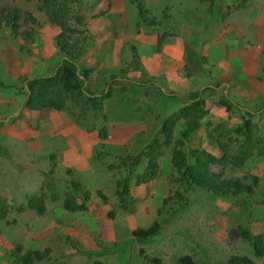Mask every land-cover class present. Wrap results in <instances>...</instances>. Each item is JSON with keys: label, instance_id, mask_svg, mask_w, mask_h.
<instances>
[{"label": "rangeland", "instance_id": "374dc122", "mask_svg": "<svg viewBox=\"0 0 264 264\" xmlns=\"http://www.w3.org/2000/svg\"><path fill=\"white\" fill-rule=\"evenodd\" d=\"M81 1L80 8L86 7L89 12V15L81 17V25L87 31V36L89 32L85 26L99 16L98 11L93 10L102 0ZM132 1L133 5L120 0L123 12L115 14L113 20L117 30L111 29L104 35L115 31L117 35L129 39L138 31L137 2ZM140 1L146 11L142 22L147 30L152 31L144 35H165L160 50L164 55H153L158 57L159 65L155 66L149 59V49L144 51L145 55H140V68L152 79L151 83L162 86L164 94L185 96L200 88L215 87L213 92L203 94L204 108L208 113L192 134L188 147L204 150L214 156L221 155V151H224L223 141L232 136L224 131L227 133L225 138L215 147L209 143L207 134L221 124L228 131L239 123V119L227 118L224 109L213 104L217 97L227 95L235 103H243L256 110L264 106V0H212L211 3L198 0ZM8 6H15L20 11L19 31L31 30L38 38H43L44 31L50 36L47 23L38 12L37 0H0V8ZM79 9L72 10L71 15H82L84 11ZM26 14L33 15L36 24L23 23ZM21 43L20 37H12L7 29L0 31V55H4L6 62L10 61L6 55H17L16 59L24 58V55L31 59L29 55L39 58L37 55L40 56L42 44L37 47L34 43L36 50L31 48V54H28L25 48L33 45L26 41L20 50ZM116 48L113 50L119 58L118 67L124 68L130 61L131 44H121ZM8 49L15 50V53ZM89 49L90 44L85 47V50ZM51 55H56L55 62L59 61L55 48ZM177 57L178 60L167 64ZM16 59L11 67L9 63H4V68L0 64L1 82L8 84L22 76L11 72L10 75L16 77L12 80L7 77L8 72L17 68ZM185 65L191 69L192 76L186 77L188 69H185ZM48 67L51 68V61ZM116 69L106 67L95 75L103 82L101 91H105L109 82L114 81L111 97L103 101V121L92 122L88 114L77 125L73 118L69 119L63 113L68 121L63 128L72 133H81L86 139L85 162L77 167L64 165L59 157L60 146L57 144L63 139L62 134L54 137L55 132L51 134L50 131L51 136H48L36 128L32 118L25 120L20 116L13 120L12 116H7L9 107L3 100L16 94V105L20 106L11 115L18 114L21 112L23 93L22 90L17 93L10 87H0V198L11 206L7 217L0 222V264H12L10 253L14 245H20L22 250L48 249L47 259L41 264H92L93 261L102 264H150L144 257L155 258L159 264H176L178 258L184 255L189 256L195 264H227L230 257L240 255L255 264H264V252L261 257H254L251 248L239 238L237 232L240 225L248 227L252 234H263L264 206L251 207L241 198L233 202L232 198L221 199L193 190L188 194L186 205L163 226L156 237L145 240L130 237L132 229L147 228L155 219L157 209L161 208L162 199L171 196L174 186L171 184L172 169L168 165L169 148L164 149L163 156L158 160L159 173L155 179H140L143 163L132 174L129 211H122L118 207L113 194L115 182L124 173L118 157L138 153L151 139V134L158 132L159 121L155 114L163 113L161 109L168 114L177 105L163 101L147 89V96L139 88L135 92L126 90L127 95H120L119 89L129 87L127 81L133 85L137 81L128 72L126 77L120 75L119 68V74L113 75ZM50 71L45 69L44 73L35 76H47ZM260 74L263 75L262 80L259 79ZM25 75L30 76V73ZM111 75L115 76L112 80ZM139 75L136 71L135 76ZM90 77H94L93 72ZM165 103L168 106L164 107ZM49 110L57 111L51 106H46L42 111ZM132 123H142L144 128L148 127L149 139L142 142L140 135L133 136L131 131L135 127L130 125ZM48 128H51V124L46 130ZM175 136L174 132L173 139ZM50 169L52 174L47 180L44 174ZM211 169L219 171V168ZM233 175L238 178L246 175L257 177L259 183L255 193L260 195L264 187V156H253L240 169H227L225 177ZM46 181L50 183L55 201L48 198L50 193L44 187ZM69 181H77L88 190L86 211L69 213L60 207ZM40 192L48 196L41 216L31 211H16L18 205L25 203L27 196ZM245 204L250 207H245ZM108 211L114 213L113 218L106 217Z\"/></svg>", "mask_w": 264, "mask_h": 264}, {"label": "trees", "instance_id": "16d2710c", "mask_svg": "<svg viewBox=\"0 0 264 264\" xmlns=\"http://www.w3.org/2000/svg\"><path fill=\"white\" fill-rule=\"evenodd\" d=\"M201 2H209L212 0H200ZM82 4L81 0H37V9L42 12L47 21L59 29V33L52 38L54 47L59 54V61L55 62L54 55L51 65L54 72L49 75L27 77L19 76L17 80L11 83L0 82V87H10L17 93L22 90L23 108L27 111L41 112L46 106L63 112L69 119L73 118L77 125L84 121L86 116L90 114L92 122L103 121V101L109 99L112 95L114 81L109 82L107 91L102 90L98 94H93L83 87V83L89 75V71L79 69L77 60L84 50L88 35L81 25L82 18L78 15L73 17L72 10H77ZM212 6V5H209ZM138 19L142 20L146 17V11L141 5L137 6ZM20 12L14 7L0 8V31L5 28L12 37L19 36L23 41H29L33 44L36 35L33 31L24 29L19 31ZM23 23L29 22L36 24L35 19L26 14ZM74 19V21H72ZM143 22H141L142 24ZM140 25V24H139ZM165 35L157 34L155 43V52L161 50ZM28 53V51L26 49ZM264 53V51H263ZM264 63V60H263ZM189 67L185 65L187 70ZM139 72L137 84L130 85L131 91L140 89V92L149 90L152 95L160 97L169 104L177 105L170 113L155 114L159 121L158 132L152 139L145 144L142 149L135 155H127L118 158L119 164L124 167V173L115 182L114 196L116 203L122 211H129L130 207V188L131 178L134 171L144 161L143 171L140 179L149 181L153 180L158 173L157 160L163 156L165 148H169V165L173 170L172 185L174 189L170 192L171 196H167L161 201V208L157 209L155 219L147 228H136L130 231V237L137 240H145L156 237L162 231L163 226L173 218L187 203L188 194L193 190H200L208 194H212L221 199H233V202L243 199L251 204V207L264 205V187L260 195H256L259 180L253 175H246L238 178L236 176L225 177L224 171L227 169H240L253 156H264V139H260L261 131L258 124L254 121V115L249 112L242 111L241 108L228 98L227 95L220 94L213 102L214 105L224 109L227 118H238L239 123L225 130L224 126L216 125L212 133L207 134L210 144L218 147L221 139L227 137L223 141L224 151L220 156H213L204 150L191 149L188 147L192 134L199 128L200 121L207 115L208 110L204 108L203 94L213 92L215 87H205L201 93L193 91L185 96L177 94H164L162 86L151 83L145 70L140 68L137 53L132 47L131 60L124 69L120 70V74L126 77L129 71ZM264 74V67H263ZM54 73V74H53ZM187 77L192 76L191 72H186ZM259 78L262 80L263 75ZM115 76L111 75L110 79ZM19 85V86H18ZM26 87V90L24 88ZM216 86V85H215ZM124 89H119L120 95H127ZM150 93V94H151ZM145 93L144 96H147ZM165 103V106L168 104ZM262 113L257 117H261ZM71 117V118H70ZM17 119L14 117L13 120ZM226 131L227 133H224ZM176 136L173 139V134ZM231 147L233 150H231ZM52 159V156H51ZM211 168L219 171L212 170ZM51 169L45 173V177L49 180ZM52 185V183H51ZM48 197L45 193L30 195L25 198V203L18 205L16 211L18 213L31 211L37 216H41L45 211L46 197L51 201L56 198L52 189H50L49 181L44 185ZM68 190L64 192L60 207L69 213H79L87 210L89 201V192L79 182L69 181ZM53 193V194H52ZM99 195V194H98ZM103 200V196L99 195ZM242 196V197H241ZM105 201V200H103ZM245 207L249 206L247 204ZM249 206V207H250ZM6 201L0 198V222L4 220L10 210ZM114 213L108 211L107 218H113ZM239 238L246 242L251 248L252 255L256 258L261 257L264 252V233L255 235L248 227L237 226ZM48 249L38 250H22L20 245H14L10 253V262L12 264H41L47 259ZM99 256V255H98ZM144 260L150 264H159L155 258L144 257ZM92 264H102L99 261H93ZM176 264H195L192 259L184 255L178 258ZM227 264H255L251 259L244 255L232 256L227 260Z\"/></svg>", "mask_w": 264, "mask_h": 264}, {"label": "crops", "instance_id": "0c3cea01", "mask_svg": "<svg viewBox=\"0 0 264 264\" xmlns=\"http://www.w3.org/2000/svg\"><path fill=\"white\" fill-rule=\"evenodd\" d=\"M102 2L98 3V7H95V10H93V12L98 11L97 15L99 16H97L95 19H92L91 24L87 23L85 26L88 32L92 36L91 38L92 40L89 42L90 49L88 51L86 50L85 52H83L77 61L78 65L81 67H85L89 69L91 68L96 69L95 73L96 72L99 73L103 71L104 69H106V67H108L109 69L120 68V66L118 67V63H117L119 60L118 55L113 49L117 50L116 47H119V45L121 44L127 45L128 43H130L135 48H137V53L139 55V58H140V55H145L147 50L151 49L155 44L154 37L145 36L142 33L139 34L138 36L136 34H133L132 37L129 39H125L121 37L120 35H117L115 31L110 35H104L106 32H108L111 29L117 30V28L115 29L114 27L113 19L115 17V14H118L120 11L123 12V4H121L120 0H102ZM79 10L80 11L83 10L84 12L82 15L78 13L77 14L78 16L83 18L84 15H89V12L86 11V7H82ZM39 14L43 16V18L45 19V24L47 23L46 26H48L49 28L48 31L50 33V36H47L43 31L42 32L43 38H38L36 34V37L39 41L38 46L42 44V48L39 49L40 50L39 59L33 58V56L31 59L27 55H24L25 56L24 58L19 57L18 59H16L17 55H9V56L6 55L5 57L10 58V61L6 62L5 58H3L4 55H0V64H2L1 66L3 68H4V63L6 64L9 63V66L11 67V64H13L14 60L16 59L15 66L17 68H15L13 71L8 72L7 74V77L10 78L11 80L16 77V76L10 75L11 72L12 73L17 72V74L19 75L20 74L25 75V74L30 73V76H35V75H40L41 73H44L45 69L48 71H50L51 69L52 71V67L49 69L48 65L44 61L48 60L49 57L52 56L51 51L54 50L52 38L59 33V29L56 26L48 23L46 17L41 12H39ZM32 17L35 19L33 15ZM46 26H44V30ZM144 46H147V48H145ZM33 47L34 45L30 47V50L31 48L33 50H36ZM8 50L10 52L15 53V50H12V49H8ZM147 55H151L149 59L154 62L153 64L155 66H158L159 65L158 57L157 56L154 57L153 55H164V54L161 53V51L157 54L156 53L153 54L152 51L150 50V52ZM174 60H178V57L173 60L171 59L170 61L167 62V64L172 63ZM33 64H35L34 67L32 66ZM147 64L150 66L152 65V63H149V62H147ZM133 76H135V74H133ZM95 82H96L95 77H90L88 80V85L90 86L89 90L91 92H94V90L92 89V86L94 85ZM95 89H97V86H95ZM1 91L2 89H0V93ZM5 94H8V93L5 92ZM14 96H17V95L14 94ZM14 96H11L10 99L6 101L3 100V102H7V106L9 107V109L7 110V112H9L7 116L11 117V116L18 115L19 117L21 116L22 119H25V120L27 118H32L33 122L36 124V128L41 129L48 136H51L50 131H51V134H53V131L55 132L54 137H57L59 133L62 134L63 139L59 138V139H62L61 141H58L56 138V140L58 141L57 146H60V156L59 157H61L62 163L67 166L73 165L75 167H77V165L84 164L85 162L84 149L86 145V139L84 136L81 135V133H75V132L72 133L73 131L72 132L67 131L65 128H63L64 125L68 124L67 123L68 121L65 117H63L64 115L62 112H57L54 110L41 111V112L33 111L32 112V111H26L25 109L21 107L20 108L21 112H19L18 114L16 113L14 115H11V113L17 108V106H20L19 104L16 105V100ZM111 110L112 108H110V111ZM110 123H115V122H110ZM50 124H51V128H48L46 130L47 126ZM116 124H119V123H116ZM130 125L135 127L131 131V134L134 133L132 134L133 136L136 137L140 135L141 136L140 139H142V142L144 139H149L148 127L144 125L145 126L144 128L142 126V123H132ZM117 131H120V129ZM151 135L153 137L154 134H151ZM190 140L192 141L191 138Z\"/></svg>", "mask_w": 264, "mask_h": 264}, {"label": "clouds", "instance_id": "9594fccd", "mask_svg": "<svg viewBox=\"0 0 264 264\" xmlns=\"http://www.w3.org/2000/svg\"><path fill=\"white\" fill-rule=\"evenodd\" d=\"M121 1H125L126 3H131L132 5H133V1L132 0H121ZM139 1V2H138ZM198 1H200V0H198ZM135 2H137V4H136V7H135V12H136V20H137V22H136V26H138V31L135 33V34H137V35H139V34H145V33H151L152 31H149V30H147L146 28H145V23L143 22L142 24H141V22H142V20H140V19H138V11H137V6L138 5H141L142 6V8H143V3L140 1V0H136ZM201 2V1H200ZM17 9V8H16ZM144 9V8H143ZM145 10V9H144ZM19 11V10H18ZM20 12V11H19ZM40 12V11H39ZM42 13V12H41ZM43 14V13H42ZM44 15V14H43ZM32 16V15H31ZM45 16V15H44ZM114 20V19H113ZM36 21V20H35ZM135 21V20H134ZM49 23V22H48ZM114 23V22H113ZM140 24V25H139ZM133 27H134V25H133ZM87 35H88V39H87V44H86V46H88L89 45V42L92 40L91 38H92V36H91V34L90 33H87ZM151 36V35H150ZM36 37V36H35ZM21 39V38H20ZM154 39H155V43H156V34H155V37H154ZM37 41V42H36ZM24 42H26V41H23L22 40V43L21 44H19V49L21 50L23 47V45H24ZM28 43H30L31 45H33L35 42V44L38 46V44H39V41L37 40V37H36V40H34V42H33V44L31 43V42H29V41H27ZM30 45V46H31ZM53 46H54V43H53ZM85 46V47H86ZM134 48L135 49V53H137V51H136V48L133 46V45H131V48ZM55 48V47H54ZM26 49L28 50V51H30L31 52V50H30V47H28V48H25V51H26ZM56 50V49H55ZM86 50H85V48H84V50L82 51V53L83 52H85ZM151 51L153 52V53H157V52H155V44H154V46L151 48ZM27 52V51H26ZM25 52V53H26ZM28 53V52H27ZM81 53V54H82ZM28 54H31V53H28ZM29 56H33V55H29ZM54 55H52L51 56V58L53 57ZM131 56V55H130ZM129 56V57H130ZM137 56H138V62H139V55H138V53H137ZM37 57H39L38 55H37ZM37 59H39V58H37ZM41 60V59H40ZM49 60L50 59H48V60H46V61H44L47 65L50 63L49 62ZM130 60H131V57H130ZM78 61V60H77ZM78 64V63H77ZM127 65V63L124 65V66H126ZM79 66V65H78ZM51 67H52V71L54 72V67L51 65ZM121 69H124V68H122V67H120ZM119 68V70H121ZM79 69H85V70H87V71H89L90 73H89V75H88V77L86 78V80L84 81V83H83V87H86L87 88V90L88 91H90L89 90V88H90V86L88 85V80H89V78H90V75H91V73L93 72L94 73V77H95V75L96 74H98L97 72L95 73V70L96 69H94V68H91V69H89V68H85V67H81V66H79ZM52 71H50V72H52ZM186 72H191L192 73V71H191V69H188ZM99 73H101V72H99ZM113 73V75H116L117 73H118V71L117 70H115V71H113L112 72ZM136 73V71H132V70H129L128 71V75H131V78L132 79H135V80H137V79H139V77H136V76H133V74H135ZM54 74V73H53ZM119 74V73H118ZM186 74V73H185ZM121 75V74H120ZM126 75H127V73H126ZM26 76V75H25ZM118 76V75H117ZM186 76V75H185ZM27 77H29V76H27ZM30 77H34V76H30ZM187 77V76H186ZM17 79V78H16ZM16 79H14V80H16ZM96 79V78H95ZM130 79V78H129ZM1 82V81H0ZM13 82V81H12ZM127 82H131V81H127ZM102 83L103 82H101V79L100 78H97L96 79V82L94 83V85L92 86V89L94 90V92H91V93H93V94H98V93H100L101 92V87H102ZM95 86H97V89H95ZM24 88H25V86H24ZM130 88H133V87H131L130 85H129V87L126 89V90H130ZM125 89V88H124ZM25 90H26V88H25ZM104 90V89H103ZM106 90H107V88H106ZM105 90V91H106ZM125 90V91H126ZM203 90V88H200V90H199V93H201V91ZM104 91V92H105ZM162 91H163V89H162ZM16 92V91H15ZM23 98V97H22ZM23 102H24V100L22 99V108H23ZM238 106H239V108H241V110L242 111H246V112H249L250 114H253L255 117H254V120H256V121H254V122H256L257 124H258V126L260 127V131H261V137H260V139H262L263 138V136H264V106H263V108L262 109H258V110H256L255 108H249V107H247L245 104H243V103H240V104H237ZM24 109V108H23ZM27 111V110H26ZM57 112H59V111H57ZM63 113V112H62ZM262 113V116L261 117H257L259 114H261ZM13 118L14 117H19L18 115L17 116H12ZM260 119H263V121H259ZM153 137H154V135H153ZM152 139V138H151ZM151 139H149L145 144H147ZM141 150V149H140ZM194 150V149H193ZM198 150V149H197ZM210 154V153H209ZM127 155H135V154H126L125 156H127ZM214 156V155H213ZM220 156V155H219ZM120 157H122V156H119L118 158H120ZM124 157V156H123ZM217 157V156H216ZM158 160H159V158H158ZM158 160H157V164H158ZM143 163V165H145V162L143 161L142 162ZM247 163V162H246ZM245 163V164H246ZM244 164V165H245ZM168 165H169V162H168ZM169 168H170V165H169ZM158 173H159V165H158ZM172 174H173V170H172ZM226 174V173H225ZM225 174H223V175H225ZM156 178V177H155ZM154 178V179H155ZM172 179V178H171ZM171 184H172V182H171ZM172 191V190H171ZM33 195V194H32ZM30 196V195H29ZM261 206H264V205H261ZM255 207H257L256 205H255ZM134 229H136V228H134ZM133 230V229H132Z\"/></svg>", "mask_w": 264, "mask_h": 264}, {"label": "water", "instance_id": "95a60500", "mask_svg": "<svg viewBox=\"0 0 264 264\" xmlns=\"http://www.w3.org/2000/svg\"><path fill=\"white\" fill-rule=\"evenodd\" d=\"M26 88V87H25Z\"/></svg>", "mask_w": 264, "mask_h": 264}]
</instances>
